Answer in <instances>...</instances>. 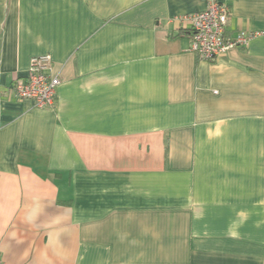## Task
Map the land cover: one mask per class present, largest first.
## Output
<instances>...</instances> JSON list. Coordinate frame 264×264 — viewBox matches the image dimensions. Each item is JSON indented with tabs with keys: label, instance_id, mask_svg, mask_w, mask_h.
I'll use <instances>...</instances> for the list:
<instances>
[{
	"label": "crops",
	"instance_id": "crops-1",
	"mask_svg": "<svg viewBox=\"0 0 264 264\" xmlns=\"http://www.w3.org/2000/svg\"><path fill=\"white\" fill-rule=\"evenodd\" d=\"M213 61L176 15L205 0H0L4 264H264V0H222ZM51 107L16 97L31 58Z\"/></svg>",
	"mask_w": 264,
	"mask_h": 264
},
{
	"label": "built area",
	"instance_id": "built-area-1",
	"mask_svg": "<svg viewBox=\"0 0 264 264\" xmlns=\"http://www.w3.org/2000/svg\"><path fill=\"white\" fill-rule=\"evenodd\" d=\"M230 6L222 0H205V7L193 13L176 15L175 21L191 32V50L201 61H213L230 49L245 46L258 32H240L234 36L228 32ZM50 54L31 58L26 76L14 79L12 89L19 99L33 100L38 107L54 105L57 88L61 82L52 71ZM0 264H4L0 253Z\"/></svg>",
	"mask_w": 264,
	"mask_h": 264
}]
</instances>
